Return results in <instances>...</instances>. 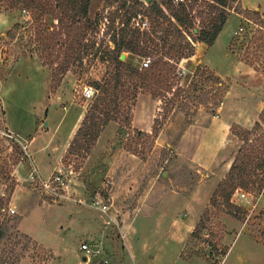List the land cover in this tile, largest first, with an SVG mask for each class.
Returning <instances> with one entry per match:
<instances>
[{
    "label": "rangeland",
    "instance_id": "rangeland-1",
    "mask_svg": "<svg viewBox=\"0 0 264 264\" xmlns=\"http://www.w3.org/2000/svg\"><path fill=\"white\" fill-rule=\"evenodd\" d=\"M246 1L264 12V0ZM105 2L91 0V18ZM6 6L0 3V38L29 20L27 12ZM195 10L196 16L207 13L204 6ZM227 12L228 23L211 55L209 46L197 43L195 55L177 64L171 90L158 99L139 95L129 124L109 123L90 151L75 154L69 153L70 145L65 149L66 136L92 103L83 96L84 88L103 77L106 65L70 72L56 86L52 70L37 55L17 58L19 51L0 46V200L9 203L0 216L7 230L0 259L136 264L129 246L131 236L136 240L140 234L138 253L143 249L154 258L140 264L193 259L188 264H221L228 252L222 264H264V19L240 0L230 2ZM201 22H208L206 14L195 19L198 28ZM240 27L244 31L236 35ZM224 50L232 63L222 59ZM124 53L128 64L141 67L143 57ZM206 62L229 74L219 75ZM7 126L37 138L31 146ZM235 131L251 132L250 143L245 145ZM241 155L236 175L241 187L226 202L218 188ZM56 175L63 176L65 190L51 183L46 192L41 183ZM167 192L190 202L185 207L172 199L162 205ZM99 199L109 205L108 214L92 207ZM160 206L165 218H151ZM197 215L195 235L182 248L171 219L193 221ZM84 244L90 253L81 249Z\"/></svg>",
    "mask_w": 264,
    "mask_h": 264
},
{
    "label": "trees",
    "instance_id": "trees-1",
    "mask_svg": "<svg viewBox=\"0 0 264 264\" xmlns=\"http://www.w3.org/2000/svg\"><path fill=\"white\" fill-rule=\"evenodd\" d=\"M174 1L156 0L146 5L142 0H106L103 10L91 18V0H0L8 10L29 14L28 21L16 24L0 38V46H11L12 51H19L17 58L37 55L52 70L56 86L70 72L83 74L99 64L106 65L103 77L91 82L90 87L96 93L70 144L69 153L90 151L111 122L129 124L139 95L150 94L158 99L164 96V91L171 90L170 80L177 64L195 55L197 43L209 47L215 44L228 20L229 3L238 0ZM199 6H204L207 13L198 11L196 16L195 9ZM205 14L208 22H201L203 26L198 28L195 19ZM47 18L51 23H47ZM145 21L148 27L143 29ZM195 30H198L196 34ZM124 52L151 58V65L141 69L121 61ZM215 81L222 84L219 78ZM255 129L261 130L262 126L257 124ZM234 134L245 145L251 141L249 131ZM242 156L235 159L228 177L218 188V195L226 202L241 187L236 175L242 169L238 167ZM260 181L262 187L264 179ZM13 190L14 186L9 193ZM8 204L7 200H0V216L7 211ZM6 234L0 222V242ZM194 235L195 232L189 239ZM10 260L9 255H2L0 264H11Z\"/></svg>",
    "mask_w": 264,
    "mask_h": 264
},
{
    "label": "crops",
    "instance_id": "crops-1",
    "mask_svg": "<svg viewBox=\"0 0 264 264\" xmlns=\"http://www.w3.org/2000/svg\"><path fill=\"white\" fill-rule=\"evenodd\" d=\"M146 5H149L150 3H152L154 0H142ZM241 1V4L243 5V7L245 8V9H249V10H253V11H258L260 14H261V17L264 19V12L262 11V9L260 8V6H258V5H256V3H254V4H250L249 2H247L246 0H240ZM229 20V19H228ZM228 20H227V22H226V24L228 23ZM226 24H225V26H226ZM225 26H224V28H223V30H222V32L220 33V35H219V37L217 38V40H216V42H215V44L213 45V46H211V47H207V52H209V55H211L213 52H214V50H215V47H216V45L219 43V41H220V39H221V37H222V35H223V33H224V30H225ZM234 33H236V31L234 32ZM231 36V35H230ZM229 36V37H230ZM228 37V39H227V43H226V46L228 45V42H229V38ZM201 45H204L203 43H200ZM224 58V60L226 61V62H233V60H232V58L225 52V50H224V53H223V55H222V59ZM125 60H127V56H126V59ZM205 61H207V60H205ZM208 61H209V59H208ZM207 63V62H206ZM212 69H214L219 75H221V76H225L226 74H229V72L228 73H224L221 69H220V67L218 66V64H215V63H213V62H210V63H207ZM229 65V64H228ZM235 68H236V65L234 64L233 66H231L230 67V72L232 71V72H234V70H235ZM62 90L64 89V86H63V88H61ZM250 92V91H249ZM83 117H84V113L82 114V115H79V117L76 119V121L73 123V125H72V127L70 128V130H69V132H68V134H67V136H66V140H67V143H66V145H65V149H67L68 147H69V145H70V143H71V141H72V139L74 138V136H75V134H76V132H77V130H78V128H79V125H80V123H81V121H82V119H83ZM59 125H60V123H59ZM7 128H9V131L11 132V133H13V135H15V136H17V137H19L21 140H24V141H26V142H28L31 146H32V143L34 142V140L37 138L36 137V135H31V134H29V133H22V132H20V131H17L15 128H13L12 126H7ZM36 128H37V126H36ZM36 133H38V135H39V133H41V130H38V128H37V131H36ZM214 133V132H213ZM217 156V154H214V156L212 157V159L210 160V161H214L213 159H215V157ZM203 160V159H202ZM203 161H205V160H203ZM210 161H205V162H210ZM165 197L163 198V204L162 205H165V203L167 202V201H170V200H172V199H174V200H176V201H178V200H181L182 202H184V204H185V207L187 206V203L188 202H190L189 201V199H187L186 197L184 198V197H181L180 196V194H178V193H171V192H167V193H165V195H164ZM194 197V196H193ZM193 199V198H192ZM162 208H161V206L159 207V208H157L156 210H154L153 212H152V217L151 218H155V219H163V218H165V213H162ZM198 215H197V217L193 220V221H188V219H182V218H175V219H171L172 220V222H173V225L178 229V231H179V237H180V239H181V242H182V244H183V246H182V248L183 247H185V244H186V242H187V240L190 238V236H191V234L193 233V231H194V229H195V227H196V224H197V222H198ZM161 221V220H160ZM139 236H138V238L135 240L134 238H132V236H131V234H130V236H131V239H132V241H131V244H130V246H129V248H130V250H131V253H132V256H133V260L135 261V263L136 264H140V260L142 261H147L148 263H152V260L154 259L152 256H150V255H147L146 253H147V251L146 252H143V249L141 250L142 251V253H138V250H137V247H139L140 248V246H143V244H142V242H141V236H140V234H138ZM136 242V243H135ZM137 250V251H136ZM228 255H229V252L227 253V255L225 256V258L223 259V261L221 262V264L226 260V258L228 257ZM181 258V257H180ZM195 260H197V259H193V260H191V261H189V262H184L183 264H188V263H191L192 261H195ZM199 260V259H198ZM181 261V259H178V262H180ZM180 263H182V262H180Z\"/></svg>",
    "mask_w": 264,
    "mask_h": 264
},
{
    "label": "built area",
    "instance_id": "built-area-1",
    "mask_svg": "<svg viewBox=\"0 0 264 264\" xmlns=\"http://www.w3.org/2000/svg\"><path fill=\"white\" fill-rule=\"evenodd\" d=\"M175 3H179V2H185V0H175L174 1ZM251 22V21H250ZM148 27V21H145L142 23V28H147ZM244 31V28L243 27H240L239 28V31H237L235 34L238 35V34H241L242 32ZM151 65V58H144L143 59V62L141 64V69L142 68H148L149 66ZM95 90L92 88V87H85L84 90H83V96L86 98V99H93L94 96H95ZM56 184V185H60L61 186V189L62 190H65V183H64V180H63V176L61 175H56L52 182L50 181H44L41 183V187L44 188V190H46V192L49 191L50 187L52 186V184ZM240 198H245L246 195L244 193H240L237 191L236 193ZM60 197H62L60 195ZM92 207L95 208L96 210L100 211L101 213L103 214H108V211H109V205H107L106 203H104V201L102 200H95L92 202ZM11 213H15V210L11 209L10 210ZM81 249L83 251H85L86 253H90L91 250L89 248V246L87 244H84Z\"/></svg>",
    "mask_w": 264,
    "mask_h": 264
},
{
    "label": "water",
    "instance_id": "water-1",
    "mask_svg": "<svg viewBox=\"0 0 264 264\" xmlns=\"http://www.w3.org/2000/svg\"><path fill=\"white\" fill-rule=\"evenodd\" d=\"M197 32H198V30H195V33H197ZM125 59H126V54L123 53V54L120 56V60H121V61H125ZM165 175H166V174H165ZM84 259L87 260V257H85Z\"/></svg>",
    "mask_w": 264,
    "mask_h": 264
}]
</instances>
